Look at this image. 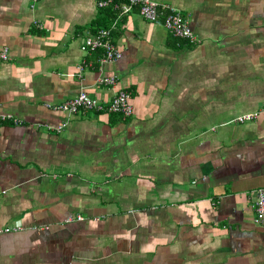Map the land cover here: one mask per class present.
Segmentation results:
<instances>
[{"label": "crops", "instance_id": "obj_1", "mask_svg": "<svg viewBox=\"0 0 264 264\" xmlns=\"http://www.w3.org/2000/svg\"><path fill=\"white\" fill-rule=\"evenodd\" d=\"M154 1L194 44L135 6L0 0V115L22 120L0 121V264H264V111L235 120L264 108V0ZM101 11L120 50L104 64L79 50ZM122 89L126 118L46 106Z\"/></svg>", "mask_w": 264, "mask_h": 264}, {"label": "built area", "instance_id": "obj_2", "mask_svg": "<svg viewBox=\"0 0 264 264\" xmlns=\"http://www.w3.org/2000/svg\"><path fill=\"white\" fill-rule=\"evenodd\" d=\"M37 0H30L29 7L32 8ZM111 3V0H99L97 5L102 7ZM136 7L138 14L146 21H159L162 27L173 37L177 39V44L182 42L190 45L194 44L196 37L192 32L188 20L184 18L181 12L174 6L168 3H158L154 0H126L124 3L118 5L114 4V7L121 12H126L132 7ZM34 25L41 29L42 25L33 20ZM113 23L108 27H98L91 34L84 36L79 42V50L83 53H91L98 51V63L104 64L116 60L120 56V50L113 43L111 39V30ZM0 58L5 60L6 48L4 47L0 52ZM82 69L81 65H78L77 72ZM98 83L104 85H111L114 83V76L104 75L97 79ZM47 107L52 110L63 112L66 114H76L85 111L105 112L118 114L122 118L129 117L132 114V105L130 102V95L126 90H118L112 97L106 102L101 103L95 97L89 96L84 90H79L75 95L70 98L57 103L46 104ZM264 108H261L255 113H245L235 117L237 122H245L254 119L258 112H263ZM0 121H8L13 125L22 123V120L16 118L10 114H1ZM65 122L59 123L55 126L57 131L61 130ZM254 217L253 221L264 228V186L258 187L254 190ZM76 219H81L80 216H75ZM72 220V217H67L66 221ZM7 231V228L5 229Z\"/></svg>", "mask_w": 264, "mask_h": 264}, {"label": "trees", "instance_id": "obj_3", "mask_svg": "<svg viewBox=\"0 0 264 264\" xmlns=\"http://www.w3.org/2000/svg\"><path fill=\"white\" fill-rule=\"evenodd\" d=\"M99 1V0H98ZM116 1L117 0H111V3H108L107 5H109V6H107V7H103V9H105V10H109V8H111V6L112 7H114V4H117L116 3ZM112 9V8H111ZM112 10H114V9H112ZM111 15V13H109V12H107V11H101L100 12V17H97L96 19H95V21H94V25L96 26V28L95 29H97L98 27H108L109 26V24H107V23H104L105 21H104V19H106V17H109ZM112 32V31H111ZM111 39H112V34H111ZM113 41V40H112ZM114 43V42H113ZM183 43V42H182ZM98 61V60H97ZM77 216V215H76ZM73 219V218H72ZM74 219H76V218H74ZM78 220V219H77Z\"/></svg>", "mask_w": 264, "mask_h": 264}, {"label": "rangeland", "instance_id": "obj_4", "mask_svg": "<svg viewBox=\"0 0 264 264\" xmlns=\"http://www.w3.org/2000/svg\"><path fill=\"white\" fill-rule=\"evenodd\" d=\"M149 22H151V21H149ZM155 22H159V21H155ZM160 23V22H159ZM161 24V23H160ZM123 90V89H122ZM78 220H80V219H78Z\"/></svg>", "mask_w": 264, "mask_h": 264}]
</instances>
